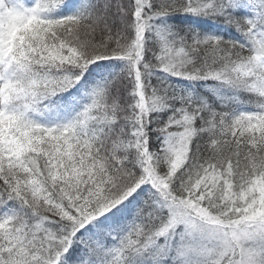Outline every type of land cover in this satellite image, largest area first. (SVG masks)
<instances>
[{
    "label": "snow or ice",
    "instance_id": "obj_1",
    "mask_svg": "<svg viewBox=\"0 0 264 264\" xmlns=\"http://www.w3.org/2000/svg\"><path fill=\"white\" fill-rule=\"evenodd\" d=\"M0 264H264V0H0Z\"/></svg>",
    "mask_w": 264,
    "mask_h": 264
}]
</instances>
